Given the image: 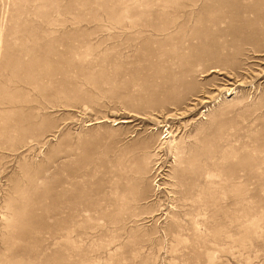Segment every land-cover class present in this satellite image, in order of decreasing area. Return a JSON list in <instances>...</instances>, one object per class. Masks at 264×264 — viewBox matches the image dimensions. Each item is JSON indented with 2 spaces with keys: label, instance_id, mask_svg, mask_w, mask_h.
<instances>
[{
  "label": "rangeland",
  "instance_id": "1",
  "mask_svg": "<svg viewBox=\"0 0 264 264\" xmlns=\"http://www.w3.org/2000/svg\"><path fill=\"white\" fill-rule=\"evenodd\" d=\"M0 264H264V0H0Z\"/></svg>",
  "mask_w": 264,
  "mask_h": 264
},
{
  "label": "bare ground",
  "instance_id": "2",
  "mask_svg": "<svg viewBox=\"0 0 264 264\" xmlns=\"http://www.w3.org/2000/svg\"><path fill=\"white\" fill-rule=\"evenodd\" d=\"M219 72V71H218ZM204 93V92H203ZM207 97H209V95H206ZM204 103H208L209 101L208 100H205L203 101Z\"/></svg>",
  "mask_w": 264,
  "mask_h": 264
}]
</instances>
